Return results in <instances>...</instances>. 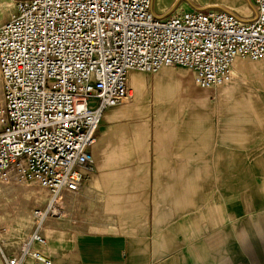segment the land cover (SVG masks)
I'll use <instances>...</instances> for the list:
<instances>
[{"label": "crops", "instance_id": "obj_1", "mask_svg": "<svg viewBox=\"0 0 264 264\" xmlns=\"http://www.w3.org/2000/svg\"><path fill=\"white\" fill-rule=\"evenodd\" d=\"M219 4L207 7L255 14L252 0ZM245 59L232 66L242 84L221 90L196 86L191 70L151 83L129 71L131 96L96 131L93 170L33 247L53 264H264V61ZM33 229L6 242L0 223V248L17 254Z\"/></svg>", "mask_w": 264, "mask_h": 264}, {"label": "built area", "instance_id": "obj_2", "mask_svg": "<svg viewBox=\"0 0 264 264\" xmlns=\"http://www.w3.org/2000/svg\"><path fill=\"white\" fill-rule=\"evenodd\" d=\"M243 19L201 7L157 14L153 0H14L0 24V183H35L49 194L34 229L4 264H53L34 248L94 167L102 115L131 96V70L179 66L196 86L232 81L236 58L264 61V0Z\"/></svg>", "mask_w": 264, "mask_h": 264}, {"label": "rangeland", "instance_id": "obj_3", "mask_svg": "<svg viewBox=\"0 0 264 264\" xmlns=\"http://www.w3.org/2000/svg\"><path fill=\"white\" fill-rule=\"evenodd\" d=\"M221 1L225 0H154L153 9L157 14H169L172 11L195 9L212 6L214 4L219 6V2ZM13 2L14 0H0V24L7 19L8 14L13 12ZM245 60H248V64H251L249 65V68L250 66L253 67V62L251 60ZM166 68H162L157 73L134 71L137 73L139 80L149 83L165 77L187 79L186 72L189 71V69L182 67L179 68L177 66ZM239 81L240 78H237V76L234 75L231 82L215 87L214 89L221 90ZM241 81L243 82L242 78ZM242 82L239 83L242 84ZM30 186L37 190L34 191L37 200L31 202L19 189ZM43 200L44 196L42 195V191L38 186L33 184L8 186V184L0 183V223L3 225L2 231H4L6 235V242L19 241L21 238L25 237V235H28L29 230L34 227V223L32 224L30 216L28 215L30 208H42L45 205L41 204Z\"/></svg>", "mask_w": 264, "mask_h": 264}]
</instances>
